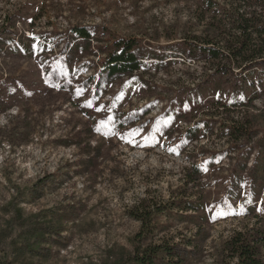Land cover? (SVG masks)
<instances>
[{"label":"rangeland","instance_id":"obj_1","mask_svg":"<svg viewBox=\"0 0 264 264\" xmlns=\"http://www.w3.org/2000/svg\"><path fill=\"white\" fill-rule=\"evenodd\" d=\"M195 3L0 0V25L6 16L19 15L16 28L3 37L21 33L50 37L56 31L66 33L72 25L97 27L96 39L110 34L136 38L145 63L136 76L142 85L102 75V85L93 98V83L87 77L96 71L99 57L85 58V66L71 75L72 87L80 89L78 95L59 81L55 71L44 80L43 61L16 62L26 83L34 87L39 82L40 90L36 99L35 93L24 95L0 113V264H131L141 223L128 210L139 199L147 197L164 205L182 190L189 201H199V196L212 200L210 171L198 186L186 182L190 163H202L201 148H229L231 141L216 133L219 122L257 116L258 127H264V94H257L260 91L251 88L247 78L238 91L242 78L237 69L216 73L214 61L178 54L203 30L195 25ZM62 48L61 44L52 49L56 59L51 65H62ZM71 65L78 63H67ZM260 71L264 76V70ZM82 93L87 96L79 98ZM219 97L224 107L216 100ZM250 97H256L250 107L229 100ZM98 107L105 110L97 111ZM109 116L114 120L102 126L101 121ZM132 118L137 122L118 128L117 119ZM203 119L210 120L209 127L216 130L175 154L173 142ZM235 155L230 152L224 158L222 173H228ZM262 193L258 218L240 216L238 205L222 212L197 238L198 246L187 247L194 250L185 264H230L221 254V242L235 229L258 221L264 213V185ZM175 215H157L153 234L142 243L167 239L183 248L189 239L194 240L196 224L182 222Z\"/></svg>","mask_w":264,"mask_h":264},{"label":"trees","instance_id":"obj_2","mask_svg":"<svg viewBox=\"0 0 264 264\" xmlns=\"http://www.w3.org/2000/svg\"><path fill=\"white\" fill-rule=\"evenodd\" d=\"M195 2V25L202 26L203 30L201 34H194L192 41H188L178 54L193 60L214 61L216 73L225 74L237 69L241 72L242 78V85L238 91L243 89L247 78L250 87H255L256 92L260 91L257 94H264V76L260 74V70H264V0H195ZM17 16L19 15L16 13L6 16L0 25V113L9 110L14 102L17 104L24 95L35 93L36 99V92L40 90L39 82L34 87L31 83L27 84L24 75H20L16 70L19 65L16 62L24 59L35 58L43 61L44 80H48L49 72L55 71L59 81L66 84L64 86L69 87L75 95L80 93V89L72 87L70 77L78 68L85 66L84 60H87L85 58L92 56L99 57L96 71L87 77V81L93 83V98L102 85V75L116 79L124 77L127 78V84L131 81L133 85H142L136 76L142 71L145 63L137 48L136 38L110 34L96 39L97 27L86 25H72L66 33L56 31L50 37L47 34L38 36L32 34L25 37L24 33L3 37L7 32L8 35L11 34L9 32L16 28ZM93 42L98 43L97 47H94ZM61 44L63 48L59 60L64 61L62 65L56 62L51 65L52 59H56L52 57V49ZM151 59L153 58L150 57L149 60ZM68 62H77L78 66L68 67ZM56 84L57 81L51 88ZM85 96L87 93H82L79 98ZM253 98L256 97H250V100L246 101L232 98L229 100L231 104L250 107ZM216 100L221 104L220 107L226 105L221 97ZM149 112L150 110L142 111L144 114ZM117 120L120 129L137 122L133 118ZM209 121L203 119L195 123V126L188 127L180 140L173 142V152L181 154L193 142H201L208 133L215 131L216 127H209ZM258 125L257 116L245 115L226 123L219 122L220 127L216 133L231 141L229 148L225 151L201 148L198 153L200 157H204L202 163L197 161L190 163L185 174L186 182L198 186L197 184L210 171V181L214 187L212 195L210 194L212 200L199 196V201H189L185 199L186 192L183 193L181 190L178 197L170 196L164 205L144 197L128 210L129 216L141 223L140 231L134 237L136 242L129 258L131 264H185L194 250L187 247H197V243H200L197 242V238L205 227L216 218L220 219L222 212H229L236 205L240 207V216L258 218L257 212L260 211L264 185V127ZM78 140L76 138L75 142L78 143ZM252 142L254 146L251 145ZM254 150L256 153L249 165L248 160ZM230 152H236V155L228 173L224 174L220 166ZM162 213L176 214L182 222L195 223L197 229L193 235L194 240L189 239L183 248H178L181 247L179 243L170 244L167 239H161L160 243L143 244L142 242L149 234H153L156 228L154 218ZM171 238L174 239V236L171 235ZM221 254L230 260V264H264V213L255 223L235 229L224 239L221 242Z\"/></svg>","mask_w":264,"mask_h":264},{"label":"snow or ice","instance_id":"obj_3","mask_svg":"<svg viewBox=\"0 0 264 264\" xmlns=\"http://www.w3.org/2000/svg\"><path fill=\"white\" fill-rule=\"evenodd\" d=\"M88 106L89 107L92 106L91 105V102H89V105ZM96 110L97 111H104L105 109H104V107H98ZM113 120H114V117L113 116H109L106 121H101V125L102 126H106L107 124H110Z\"/></svg>","mask_w":264,"mask_h":264}]
</instances>
